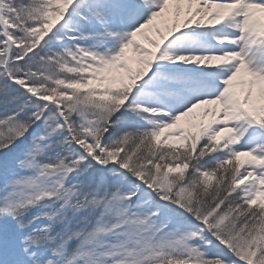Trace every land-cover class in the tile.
I'll list each match as a JSON object with an SVG mask.
<instances>
[{"label": "snow or ice", "instance_id": "obj_1", "mask_svg": "<svg viewBox=\"0 0 264 264\" xmlns=\"http://www.w3.org/2000/svg\"><path fill=\"white\" fill-rule=\"evenodd\" d=\"M0 264H264V0H0Z\"/></svg>", "mask_w": 264, "mask_h": 264}]
</instances>
